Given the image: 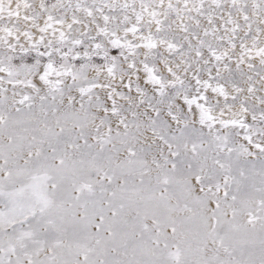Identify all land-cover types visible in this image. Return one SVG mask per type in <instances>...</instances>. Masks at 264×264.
I'll use <instances>...</instances> for the list:
<instances>
[{"label":"snow or ice","instance_id":"snow-or-ice-1","mask_svg":"<svg viewBox=\"0 0 264 264\" xmlns=\"http://www.w3.org/2000/svg\"><path fill=\"white\" fill-rule=\"evenodd\" d=\"M0 264H264V0H0Z\"/></svg>","mask_w":264,"mask_h":264}]
</instances>
